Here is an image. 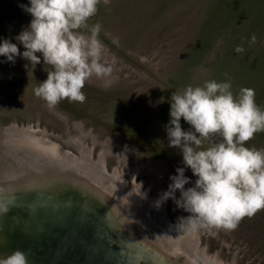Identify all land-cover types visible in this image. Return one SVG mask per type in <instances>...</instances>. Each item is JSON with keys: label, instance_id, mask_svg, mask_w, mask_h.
Returning a JSON list of instances; mask_svg holds the SVG:
<instances>
[{"label": "bare ground", "instance_id": "obj_1", "mask_svg": "<svg viewBox=\"0 0 264 264\" xmlns=\"http://www.w3.org/2000/svg\"><path fill=\"white\" fill-rule=\"evenodd\" d=\"M4 82L10 83L0 80ZM88 82L115 90L123 88L126 79L112 75L110 82L95 77ZM2 85L0 114L15 118L35 114L36 120H0V205L7 209L0 211V255L21 250L29 264H191L194 254L208 255L197 247L196 236L178 232L183 215L172 224L163 205L156 207L160 196H151L148 190L161 183L164 190L166 180L160 174L166 167L151 166L146 160L141 167L129 164V155L143 154L129 134L124 139L114 128L86 124V119L78 122L57 105L49 108L29 85L23 99ZM161 95L168 96L163 90ZM41 113L61 132L41 125ZM90 143L100 146L97 160L90 156ZM105 152L124 161L135 176L142 170L156 174L140 189L143 182L129 184L120 170L104 167ZM77 229L83 231L82 240ZM99 242L110 251L106 261L93 249Z\"/></svg>", "mask_w": 264, "mask_h": 264}, {"label": "rangeland", "instance_id": "obj_2", "mask_svg": "<svg viewBox=\"0 0 264 264\" xmlns=\"http://www.w3.org/2000/svg\"><path fill=\"white\" fill-rule=\"evenodd\" d=\"M186 1L189 0H100L98 12L90 19L89 23L98 22L101 25L99 38L106 46L103 59L109 63L114 62L113 75L126 79V83L123 88L116 87L115 90H107L87 82L83 89L86 95V100L83 103L62 100L57 104L62 111H66L71 118L78 122L86 119L84 122L86 124L91 121L108 128H114L116 132H122L124 139L128 138L127 134H129L141 145L143 150V154L134 157L128 156V162L133 167L136 165L143 166L144 160L149 161L151 166L160 163L166 167V173L160 174L163 176H161L162 180H166L164 190H162V183L160 188L151 187L148 190L151 196H161L163 192L167 191L168 187L166 186L171 183L170 176L176 174L177 167H184L180 149L169 146L165 130V125L170 120V96L173 91L183 90L188 85L202 86L205 81L213 80L215 76L220 77L229 74L228 71H224L222 74L217 71L214 67L217 61L215 58L209 59L208 51L213 50L220 57L224 50L223 47L228 51L231 49L233 45L230 40L224 42L225 38L230 36L226 30L228 27L222 25L223 27L219 28V24L229 13L228 9L232 2H243V0H211L212 2L207 5V8L210 5L208 15L206 14L208 20L205 21L200 34L198 33L199 40L193 42L196 46L195 50L192 51V40L195 38L198 22H196L194 31L186 41L188 43L190 40L187 46H183L179 42L181 18L191 10L188 8L178 14L181 9L180 6ZM21 4L30 6L29 0H0V41L8 39L12 43H18L15 38L30 24L32 17L19 7ZM232 7H235L234 13L243 15V11L246 12L242 17L244 19L257 12V9L247 10L240 5L239 7L236 5ZM258 8L264 7L259 6ZM172 14H175L176 18L169 23L168 20L172 18ZM260 19L262 20L256 23V26L258 29L264 30V23H261L264 16ZM154 25L156 26L153 28ZM220 29L219 38L213 39L212 42L209 41L213 36H217ZM117 37L119 38L118 43H113V39ZM256 39L259 43H263L264 35L258 34ZM249 41L250 39L245 40L248 45L254 47L255 43ZM204 42L205 51L202 50ZM219 42H224L223 46H217ZM214 44H216L215 47ZM18 47L21 52L24 51L22 45L18 44ZM187 47L190 48L187 49ZM250 50L252 49H247V52ZM196 55H198L196 58L198 64L193 65L195 61L193 59ZM159 64H161L162 71L153 70L152 73L146 67L155 69ZM26 65L28 67H25ZM50 67L44 65L42 58L40 64L31 67L29 62L21 57H17L14 63L8 62L5 57H0V80L10 82L9 84L4 82L3 85L0 83V86H5L11 95H17L23 99L26 86L29 85V87L34 88L36 83L46 80L47 71L50 70ZM197 67L201 72L206 70L212 72L213 70L214 76L197 78ZM227 68L233 74L231 79L235 80L236 76L239 78L231 66ZM219 80L217 81L220 82ZM263 80L264 78L261 81ZM240 88L239 84L235 85V82H232L234 94L238 93ZM98 89L103 90V92ZM162 90L168 94L163 98V102H161ZM1 117L7 119L3 122H9L13 119L18 120V122L36 120L35 114L18 115L16 118L14 115L3 116L0 114ZM40 117L41 125L44 124L50 130L61 132L60 127L46 121L42 113ZM70 125L72 126V121ZM181 125L185 131L190 129V125L183 120H181ZM71 126L70 130L74 132ZM105 139L103 138V140ZM87 142L90 140L87 139ZM90 144L89 146L93 149V157L97 160L100 154V146ZM247 146L257 149L260 146L264 149V132L256 133L254 138L247 142ZM74 152L78 154L76 150ZM106 155L108 156L106 157ZM163 155H168L169 158L166 159ZM104 157L105 163L109 162L107 170L110 172H113L114 169L120 170L129 184L137 180L138 183L143 182L142 187H146L148 181H152L153 174H156L153 172L146 173L142 170L135 176L132 169L124 161L118 162L115 154L105 152ZM185 175L192 181L185 188L194 186L196 177L193 176L192 171L186 169ZM179 195L180 193L177 192L176 197L179 198ZM162 205L172 224L179 216L188 215L183 209L177 208L171 199ZM177 230L181 235H186L180 226ZM197 236V247L209 256L214 255L216 257L217 254V258L222 260L223 264H264V209L252 217L243 218L235 230L227 231L214 228L210 231L202 230L196 235V239Z\"/></svg>", "mask_w": 264, "mask_h": 264}, {"label": "clouds", "instance_id": "obj_3", "mask_svg": "<svg viewBox=\"0 0 264 264\" xmlns=\"http://www.w3.org/2000/svg\"><path fill=\"white\" fill-rule=\"evenodd\" d=\"M99 4L100 0H29L30 6L19 5L32 19L15 38L18 43L0 41V57L8 62L21 57L35 67L42 58L44 65L51 66L47 79L33 88L34 95L49 108L62 100L83 103V89L93 77L110 82L114 62L103 59L106 46L99 38L101 25L89 23ZM249 42H256L255 34ZM244 51L242 45L235 48L237 53ZM255 97V90L247 87L234 94L230 78L188 85L170 96L165 130L169 146L180 149L184 167H177L170 176L168 190L156 207L171 199L188 213L178 218L188 236L214 228L235 230L243 218L264 209V149L247 146L256 133L264 132V106ZM181 120L190 125L189 130L182 128ZM186 169L196 177L194 186L187 188L192 181L185 175ZM142 186L139 184L140 189ZM139 195L144 198L146 194ZM6 210L0 205V211ZM0 264H29V260L24 251L15 250L0 255ZM191 264L223 261L197 253Z\"/></svg>", "mask_w": 264, "mask_h": 264}, {"label": "water", "instance_id": "obj_4", "mask_svg": "<svg viewBox=\"0 0 264 264\" xmlns=\"http://www.w3.org/2000/svg\"><path fill=\"white\" fill-rule=\"evenodd\" d=\"M222 1H224V0H222ZM210 2H212V1L211 0H189L180 6L181 9L179 10L180 12H178V14H181L183 11L187 10L188 8L191 9L190 12L186 14V16H184L185 15L184 14L181 18V25L179 27V30H180L179 42H180V44H182L183 46L184 45L187 46V44L190 42V40L188 41V43L186 41L189 38V36L191 35V33L194 31L196 22H198L196 24L195 38H194V40H192V44H193V48L191 49L192 51L195 50V46H196V44L193 42L196 40H199L198 36L200 34V31L202 30V28L205 24V21L208 20L206 14L208 13V8L210 7V5H209L207 8V5ZM237 3H239V2H232V5L228 9L229 13L225 16L223 21L219 24V28L220 27L222 28L223 27L222 25H225L228 27V29L226 28V30L230 34V36H228V38L226 37L224 42L226 40H230V42L233 46L231 47V49L229 51L225 47H223L224 50H223V52H221L220 57H218L217 52H214L213 50L208 51V54L210 55L209 59L215 58L217 61V64H215V66H214L217 69V71L220 72V74H222V72H224V71L229 72V74H227V77L226 76H220L221 77L220 78L218 76H215L214 80L217 81L220 79L219 81H225L228 78L231 79L233 74L231 73L229 68H227L228 66H231L233 68L234 73L239 76V78H237V76H236L237 80H236V78H235V80L231 79V83L235 82V85L239 84L240 87H247V88L254 89L255 93H256V97H255L256 103L258 105L264 106V80L261 81L264 78V51H263L264 50V41H263V43L262 42L259 43L258 39H256L254 47L252 45H248V42H245L246 39H251L253 34H255V36L258 34L264 35V30H262V29L260 30V29H258V26H256V23H258L260 20H262L260 18L262 16H264V8H262V9L258 8L259 6L264 7V0H243V2H241L239 4H237ZM242 3H244V4H242ZM234 5H236L238 7L240 5V7H242L243 9L247 8V10L257 9V12L252 13L251 15H248L244 19L242 17L245 15L246 12L243 11V13H244L243 15H241L240 13H234L236 11L234 9L235 7L234 8L232 7ZM171 16H172V18L170 17L171 19L168 20L169 23L171 21H174L176 18L175 14L174 15L172 14ZM261 23H264V20ZM155 26L156 25H154L153 28ZM220 33H221V29L217 32V36H213L212 39L209 41L212 42L213 39L217 38L220 35ZM224 42H219V44L217 46H219V47L223 46L222 44ZM204 45H205V42L203 43L202 50L204 49ZM238 45H242L244 47L245 51L243 53L235 52V48ZM215 46H216V44H214V47ZM188 48H190V47H187V49ZM247 49H252L253 51L250 50V52H247ZM205 50H206V48L204 49V51ZM226 50H227V52L225 53ZM200 52H201V50H200ZM188 54H189V51H188ZM197 56L198 55H196L193 59V60H195L193 65L198 64L197 59H196ZM139 63H141V62H139ZM146 67L152 73H153V70H161L162 71L161 64L156 66L155 69H151L148 66H146ZM197 71H198L197 78L200 76L201 77L211 76V75L214 76L213 70H212V72H211V70H206V71L201 72L200 69L197 67ZM98 90L103 92V90H101V89H98ZM0 119L2 121L7 120V119H3V117H1ZM259 143H260V141L258 142V144ZM61 144L63 146L66 145V144L64 145L63 142ZM258 148L263 149V147H260V146ZM90 156L92 158L93 153H91ZM107 156L108 155H106V157ZM108 163L109 162L105 163V165H106V166L104 165L105 168H108ZM131 179H133V178H131ZM149 189H151V188H149ZM72 231L76 233V231L74 229ZM78 231H79V232H77V233H79L78 236L82 240L84 235L81 232H83V231H80V230H78ZM84 233L87 234V232H85V231H84ZM196 241L198 243V236H197ZM94 245L95 246L93 249L96 251H100L99 254L103 257L104 261H106V259L110 258L109 254H108L110 251H108L104 248V245L102 242H99V243L94 244ZM115 261L116 262L119 261L121 263L120 257H118V258L115 257Z\"/></svg>", "mask_w": 264, "mask_h": 264}]
</instances>
